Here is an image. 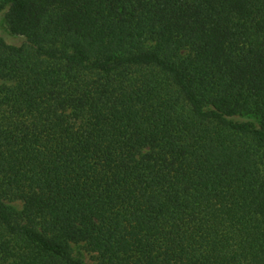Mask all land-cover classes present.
Masks as SVG:
<instances>
[{
  "label": "trees",
  "instance_id": "trees-1",
  "mask_svg": "<svg viewBox=\"0 0 264 264\" xmlns=\"http://www.w3.org/2000/svg\"><path fill=\"white\" fill-rule=\"evenodd\" d=\"M0 15V264H264V0Z\"/></svg>",
  "mask_w": 264,
  "mask_h": 264
},
{
  "label": "rangeland",
  "instance_id": "rangeland-1",
  "mask_svg": "<svg viewBox=\"0 0 264 264\" xmlns=\"http://www.w3.org/2000/svg\"><path fill=\"white\" fill-rule=\"evenodd\" d=\"M0 34L3 35L8 41L15 42V43L20 42V38L13 37L12 35L9 34L6 21H5V17L3 15H0ZM17 205L20 206L19 203ZM74 254L82 257L86 263L91 264L92 256L83 247L76 246L74 248Z\"/></svg>",
  "mask_w": 264,
  "mask_h": 264
}]
</instances>
